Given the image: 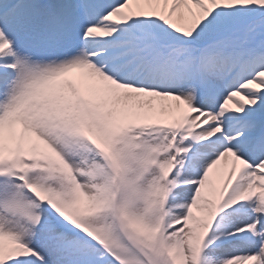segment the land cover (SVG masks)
Masks as SVG:
<instances>
[{
  "label": "snow or ice",
  "instance_id": "snow-or-ice-1",
  "mask_svg": "<svg viewBox=\"0 0 264 264\" xmlns=\"http://www.w3.org/2000/svg\"><path fill=\"white\" fill-rule=\"evenodd\" d=\"M0 264H264V0H0Z\"/></svg>",
  "mask_w": 264,
  "mask_h": 264
}]
</instances>
